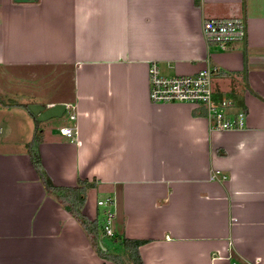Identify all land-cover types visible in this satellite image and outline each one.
Here are the masks:
<instances>
[{
  "label": "crops",
  "instance_id": "obj_1",
  "mask_svg": "<svg viewBox=\"0 0 264 264\" xmlns=\"http://www.w3.org/2000/svg\"><path fill=\"white\" fill-rule=\"evenodd\" d=\"M209 18L244 19L248 39L208 44ZM153 63L166 77L218 68L216 94L234 91L247 127L215 131L203 110L153 103ZM1 76L32 94L0 102V264H113L47 194L27 151L36 135L54 184L96 183L90 220L115 200L113 232L149 241L144 264H264V0H0ZM32 104L70 118L37 128Z\"/></svg>",
  "mask_w": 264,
  "mask_h": 264
},
{
  "label": "built area",
  "instance_id": "obj_2",
  "mask_svg": "<svg viewBox=\"0 0 264 264\" xmlns=\"http://www.w3.org/2000/svg\"><path fill=\"white\" fill-rule=\"evenodd\" d=\"M204 38L208 44L226 46L248 39V26L242 18H209L202 25ZM218 68L206 65L195 75L166 77L153 63L149 69V98L156 104L181 103L203 110L205 118L215 131H239L247 127L248 111L239 109L229 98L217 99L214 81ZM75 119V116L72 117ZM61 135L75 141L74 127L61 129ZM97 207L103 211L105 237L115 236L112 222L116 216V203L112 197H102Z\"/></svg>",
  "mask_w": 264,
  "mask_h": 264
},
{
  "label": "trees",
  "instance_id": "obj_3",
  "mask_svg": "<svg viewBox=\"0 0 264 264\" xmlns=\"http://www.w3.org/2000/svg\"><path fill=\"white\" fill-rule=\"evenodd\" d=\"M228 96L229 99L235 100L234 91ZM216 97L217 99L224 98L217 94ZM25 107L27 108L28 105H25ZM40 144L41 137L36 135L27 145L28 154L39 176L40 182L44 186L47 194L57 201L81 226L98 256L113 264H144L139 249L143 245L149 243V241L127 239L125 236L118 235L114 236V238L110 240V243L123 247V255L113 254L109 250L103 251L101 249L100 243L104 244L103 238L105 237L103 223L99 219L94 221L90 220L83 212L88 193L91 189L96 188V183L90 182L87 179H79L77 185L74 187L58 186L54 184L42 164L39 148ZM101 231H103L104 237L101 236Z\"/></svg>",
  "mask_w": 264,
  "mask_h": 264
},
{
  "label": "rangeland",
  "instance_id": "obj_4",
  "mask_svg": "<svg viewBox=\"0 0 264 264\" xmlns=\"http://www.w3.org/2000/svg\"><path fill=\"white\" fill-rule=\"evenodd\" d=\"M9 72V71H7ZM31 86L30 85H26V84H17V83H12L8 80V78H4V77H0V102L3 100H9V99H16L17 97V94H26L27 96L32 94L31 93ZM28 90V91H26ZM50 94V93H49ZM47 94V95H49ZM16 97V98H15ZM17 100H19V98H17ZM10 101V100H9ZM20 101H27V98L24 97V98H21ZM11 102V101H10ZM70 111H66L64 116L61 117V118H57L59 119L58 121H60V123H63L66 119H69L70 118ZM114 226V224H113ZM101 236H103V231H101ZM104 237V236H103ZM114 238L113 237H104L103 238V241H104V244L106 246H110V248L112 250L111 253L113 254H120V255H123L124 253V249L123 247L121 246H118L117 248L116 245H112L110 243V240Z\"/></svg>",
  "mask_w": 264,
  "mask_h": 264
},
{
  "label": "water",
  "instance_id": "obj_5",
  "mask_svg": "<svg viewBox=\"0 0 264 264\" xmlns=\"http://www.w3.org/2000/svg\"><path fill=\"white\" fill-rule=\"evenodd\" d=\"M18 3L30 2V0H15ZM31 115L34 118L36 127L38 128L41 123L47 122L51 119L61 118L64 116L67 106L65 104H57L51 107L44 105L32 104L28 106ZM100 247L103 251H107L102 243Z\"/></svg>",
  "mask_w": 264,
  "mask_h": 264
}]
</instances>
